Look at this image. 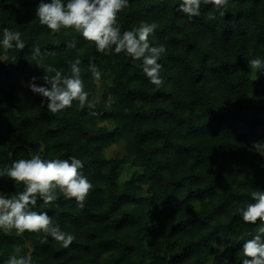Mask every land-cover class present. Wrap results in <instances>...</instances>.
<instances>
[{"label": "trees", "instance_id": "16d2710c", "mask_svg": "<svg viewBox=\"0 0 264 264\" xmlns=\"http://www.w3.org/2000/svg\"><path fill=\"white\" fill-rule=\"evenodd\" d=\"M42 2L51 0H0V33L19 31L25 43L23 50L0 44V194L23 191L6 169L35 155L76 156L93 189L83 208L59 194L34 209L75 236L69 247L0 229V264L13 254L30 255L32 264H242V245L260 222L246 224L239 210L254 203V189L264 191V155L253 149L264 143V72L247 64L264 59V0H230L223 17L202 5L191 21L178 11L181 0H129L118 15L121 33L155 23L149 40L166 48L160 88L142 61L100 54L71 29L50 34L36 15ZM34 46L41 56L33 57ZM76 58L94 108L74 102L53 115L29 83L37 77V86L50 87L45 70L66 74ZM117 142L122 148L111 154ZM125 164L137 169L121 181Z\"/></svg>", "mask_w": 264, "mask_h": 264}, {"label": "clouds", "instance_id": "9594fccd", "mask_svg": "<svg viewBox=\"0 0 264 264\" xmlns=\"http://www.w3.org/2000/svg\"><path fill=\"white\" fill-rule=\"evenodd\" d=\"M164 0H161L163 3ZM129 0H51L50 3H40L36 9L39 23L46 26L50 34L56 35L62 29H71L79 33L82 38L95 45L96 51L103 55L124 53L134 61H142L141 68L150 84L157 88L163 87L165 81L161 77L162 65L158 62L166 54L164 45L153 46L149 40L156 30L155 23H141L138 28L121 33L118 15L128 6ZM230 0H181L178 11L185 14L189 21L201 14L202 5H212L215 12L225 16ZM210 20H215L214 13H210ZM2 44L4 49L13 48L23 50L25 43L22 33L8 28L2 30ZM68 47L75 48L76 41L68 43ZM33 57L42 55L41 49L34 46ZM15 64L16 58L12 57ZM68 72L49 67L41 79L44 85L37 86V77H32L29 88L34 94L41 95V106L47 104V110L56 115L73 106L74 102L81 109L85 106L94 108L89 100V93L85 90L81 77V60H69ZM252 70L264 72V59L252 58L248 62ZM88 71L93 78L99 80L102 72L89 61ZM48 73H53L49 75ZM114 98L109 95V106ZM90 115L96 116L95 111ZM253 149L264 155V143L253 142ZM84 167L83 161L76 156L68 159H42L39 155L29 159H19L11 163L6 169V175L12 181L24 186L23 191L15 194H0V229L5 233L13 230L18 235L25 232L43 234L42 242L47 243L48 237L60 242L62 247H69L75 236L62 231L47 212H37L34 209L37 202L51 205L58 200L59 194L65 199H74L77 206L83 208L84 202L93 189V184L80 171ZM254 203H249L240 209L242 220L246 224L256 225V234L242 245L245 259L242 264H264V191L254 189L251 193ZM21 248L16 247L19 253ZM6 264H32V257L10 255Z\"/></svg>", "mask_w": 264, "mask_h": 264}, {"label": "rangeland", "instance_id": "374dc122", "mask_svg": "<svg viewBox=\"0 0 264 264\" xmlns=\"http://www.w3.org/2000/svg\"><path fill=\"white\" fill-rule=\"evenodd\" d=\"M22 81L24 83H27L28 81L23 77ZM122 148L121 143L117 142L115 144H113L111 147H109L108 151L111 154H115L118 150H120ZM135 169H137L136 167L130 165V164H125L120 168V173H119V179L121 181H124L125 179L129 178L131 173L133 171H135Z\"/></svg>", "mask_w": 264, "mask_h": 264}]
</instances>
